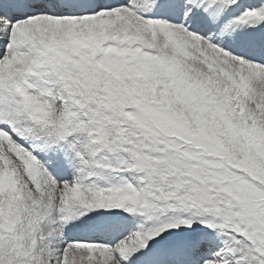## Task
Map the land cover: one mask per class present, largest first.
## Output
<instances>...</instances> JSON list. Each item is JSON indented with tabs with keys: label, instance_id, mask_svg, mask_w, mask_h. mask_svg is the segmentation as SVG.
Returning <instances> with one entry per match:
<instances>
[{
	"label": "snow or ice",
	"instance_id": "1",
	"mask_svg": "<svg viewBox=\"0 0 264 264\" xmlns=\"http://www.w3.org/2000/svg\"><path fill=\"white\" fill-rule=\"evenodd\" d=\"M0 264H264V0H0Z\"/></svg>",
	"mask_w": 264,
	"mask_h": 264
}]
</instances>
